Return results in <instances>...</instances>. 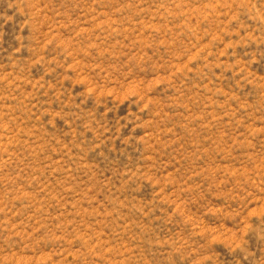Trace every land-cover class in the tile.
Segmentation results:
<instances>
[{"label": "rangeland", "instance_id": "rangeland-1", "mask_svg": "<svg viewBox=\"0 0 264 264\" xmlns=\"http://www.w3.org/2000/svg\"><path fill=\"white\" fill-rule=\"evenodd\" d=\"M0 264H264V0H0Z\"/></svg>", "mask_w": 264, "mask_h": 264}]
</instances>
